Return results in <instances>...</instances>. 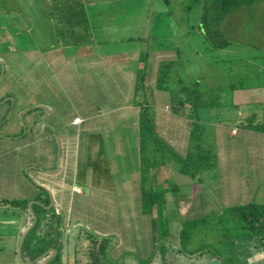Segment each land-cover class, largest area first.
Wrapping results in <instances>:
<instances>
[{
    "label": "crops",
    "instance_id": "crops-1",
    "mask_svg": "<svg viewBox=\"0 0 264 264\" xmlns=\"http://www.w3.org/2000/svg\"><path fill=\"white\" fill-rule=\"evenodd\" d=\"M58 1H65L62 7L69 10L64 19L70 26V34L87 35L89 28L72 21L77 16L75 11L83 13L81 5L85 0L45 2L58 4ZM8 25L4 15H0V26ZM17 34L18 32L16 36ZM11 35L12 32L4 28L0 34V46L11 44L7 42V36ZM77 41H70L54 49L51 54L53 62L62 68L63 65L71 63L70 58L68 61L62 59V47L88 46ZM178 50L181 51L173 49L154 52V65L147 71L148 78L144 79L142 88L153 93V99L149 97L150 100L148 97L141 99L143 90H139L143 48L122 60H114L110 55H106V59L104 56L98 59L99 54H85L82 64L88 69L85 76L93 91L92 96H88L87 91L83 92L79 87L80 83L75 85L76 80L72 79L71 72L63 71L62 75L67 80L66 86L73 93L76 92L73 97L77 103L73 102L71 106L68 99L73 97H66L62 89H59L60 86L58 88L43 74L40 85L47 89L49 100L37 105L48 106L49 109L45 112L28 103L31 94L24 90L28 78L26 74H19L20 62L14 48L6 47L3 52L0 49V59L5 64L3 78L0 75V82L4 81V91L0 92V99H5L0 103L8 99L0 106L11 102L10 98L15 99L10 119L4 123L12 105L0 123V128L6 125L7 135L13 137L0 138V193L4 196L0 199V214L7 216L9 213L18 218L12 229L5 233L0 230V264H19L17 253L20 241L32 222L29 207L27 211L10 208L2 204L1 200H27L29 203L34 201L37 202L34 205L48 210L41 191L48 192L36 186L26 172L53 196L55 205L52 208L59 218L54 224L50 223L49 228L56 230L55 238L59 241L61 250L59 252L56 246H51L48 250L55 249L57 254L60 253L62 264H139L133 254H130L132 260L126 263L128 253L121 248V241L109 239V235L114 236L117 232L103 228L112 227V211L123 214L126 211L139 212L142 209V196L145 194L161 193L165 196L175 191L180 196L177 207L180 219L191 215L199 216L198 214H203L211 205L217 206L207 197L211 183L227 208L240 206L236 204L242 202V199L245 205L255 204L253 201L256 198L263 199L264 85L233 88L232 107L235 111L228 122H219L215 129L216 166L196 179L181 173L182 162L179 157L186 155L191 142V113L188 108H184L182 114H177L170 95L159 91L157 83L161 62L171 61ZM248 62L255 64V69L252 74H245L255 76L262 73L263 66L259 62ZM67 66L71 67L70 64ZM0 69L2 74L1 65ZM98 70L103 76L102 80L95 77ZM98 78L100 81H96ZM162 96L166 101L160 103ZM106 106L110 107L109 111L105 110ZM143 107L152 111L151 120L156 133L170 148L166 150L170 156L160 164L156 161L159 151L155 144L150 140L143 141L140 123ZM4 113L5 109L1 108L0 118ZM22 115L27 133L31 131L33 136L38 134L34 139L24 138L27 133H24L25 129H22L19 122ZM77 118L81 120L79 123L75 122ZM47 124L53 126L62 144L61 169L55 173L53 171L58 165V147L52 131H42ZM48 130L51 136L45 138ZM51 139L56 143L57 152ZM152 160L154 164H150ZM121 219L122 217L119 220ZM46 222L44 219L38 234L46 233ZM122 226H125L124 220ZM177 240L172 237L166 251L160 254L159 264H175L174 260L179 255L186 254V251H181L178 247ZM22 260L31 262L27 256L23 257V250Z\"/></svg>",
    "mask_w": 264,
    "mask_h": 264
},
{
    "label": "rangeland",
    "instance_id": "rangeland-1",
    "mask_svg": "<svg viewBox=\"0 0 264 264\" xmlns=\"http://www.w3.org/2000/svg\"><path fill=\"white\" fill-rule=\"evenodd\" d=\"M45 1L0 0V15H4L9 24V27L0 26V34L4 28L12 32L11 36H7V42L11 44L0 46V49L3 52L6 47L14 48L20 62L19 74L21 76L26 74L28 78L24 88L25 92L31 94L28 103L37 107L41 105L38 103L49 100L47 89L40 85L43 74L47 75V79L58 88L60 86L59 89H62L66 97L75 96L76 92L73 93L66 86L67 80L65 81L62 75L63 71L71 72L72 79L76 80L75 85L80 83L79 87L83 92L87 91L88 96H92L93 91L85 76L88 69L82 64L85 54H99L98 59L103 56L106 59L105 56L110 55L114 60H122L143 48V67L139 72V82L143 88L144 79L148 78L147 71L154 65L152 58L154 52L180 49L176 55L172 53L175 55L171 59L173 64L170 70H167V77L163 83V87H168V90L158 89L170 95V100L173 101V96L184 86L199 82L200 92H203L205 99L212 104L209 108L201 109L199 113L206 129L203 146L205 150L213 153V164L216 166L215 129L219 122H228L235 111L232 107L233 88L264 85V0L234 10L220 23L222 37L230 44L221 49H214L213 44L199 29L200 18L203 15L202 2L85 0L81 5L83 13L75 11L77 16L72 20L73 23L77 21L89 28L87 35L81 36L70 34V26L64 19L69 10L62 7L65 1H58V4ZM59 5L61 7H58ZM74 40L88 46L73 45L65 49L62 47V59L68 61L70 58L72 62L63 65V68L59 67L53 62L51 54L60 45ZM249 60L259 62L263 66L262 73L255 76L245 74L250 64ZM95 75L102 80L103 76L99 70ZM152 94L149 90H143L141 99L152 97ZM68 100L71 106L77 103L74 97ZM163 101L165 102L166 98L162 96L159 102ZM219 105L222 107H218ZM105 110L109 111L110 107L106 106ZM151 113L152 111H148L150 119ZM19 122L23 129L20 119ZM5 126L0 128V138H13L7 135ZM34 136L37 137L38 134L35 133ZM162 152L157 153L158 164L169 155L165 150ZM150 164H154V161L152 160ZM176 164L180 165L179 162ZM1 171L0 169V173ZM26 173L30 177V174ZM211 174L214 175L213 172ZM209 185L207 197L217 206L211 205L203 214H198L199 216L191 215L180 219L177 210L180 196H177L175 191L165 195L162 204L156 202L153 205L149 204L150 206L145 202L143 195L142 209L139 212L126 211L123 217V212L112 211V227L103 229L117 232L113 234L114 236L109 235V239L121 241V248L126 249L128 253L126 263L132 260L130 254H133L139 264H159L161 252L170 245L172 237L176 236L178 247L181 251L185 250L186 254L179 255L174 260L175 264H264V235L258 236L255 233L256 236L251 233L247 221L227 209L228 206L223 203L214 186L212 187L213 184ZM2 197L4 196L0 193V199ZM132 201L131 196V206ZM253 203L264 204V196L263 199L256 198ZM236 205H245V201L242 199V202ZM17 220L18 218L12 214L8 213L7 216L0 214V230L5 233L12 229ZM185 223L187 227H191L189 230L192 237L181 244L178 235ZM190 223L192 224L189 225ZM157 251L159 254L156 255Z\"/></svg>",
    "mask_w": 264,
    "mask_h": 264
},
{
    "label": "trees",
    "instance_id": "trees-1",
    "mask_svg": "<svg viewBox=\"0 0 264 264\" xmlns=\"http://www.w3.org/2000/svg\"><path fill=\"white\" fill-rule=\"evenodd\" d=\"M198 3H203V15L200 18L199 29L205 35L207 40L213 44L214 49H221L230 44L226 42L220 31V23L234 10L242 8L246 5L253 4L259 0H194ZM173 62L172 61H163L161 62L158 70V88L163 90H168V87L164 86L163 83L166 80L167 73L170 70ZM168 70V71H167ZM1 75V69H0ZM144 84V83H143ZM199 82H195L192 85L184 86L181 90L173 96V109L177 114H182L184 108H188L191 113V119L193 121V126L190 133V146L185 156L179 157L182 162L181 173L187 176H190L193 179L201 177L205 172L210 171L214 168L215 164L214 155L210 150H205L203 143L206 137V129L203 125L200 118V110L209 108L212 104H209V101L205 99L204 93L200 92L198 88ZM142 89V84L139 85V90ZM4 91V81L0 82V92ZM5 98H1L0 102ZM11 102L0 106V109H5V113L0 118V123L5 119ZM217 107V105H215ZM147 108L143 107L142 114L140 117L141 123V132L143 136V141L147 142L148 140L152 141L157 151H163L170 149L167 144L157 135L154 128L152 120L148 116ZM51 132L48 130L45 134L46 137H50ZM22 134V133H21ZM25 139H34L32 132L29 131L25 136ZM56 148V143L54 139H51ZM57 152V148H56ZM162 152V153H163ZM176 155V154H175ZM202 181V178H200ZM44 195L43 202L48 206L50 204V199L47 193L41 191V196ZM164 194L161 193H149L145 194V202L147 205L158 202L162 204ZM1 203L10 207V208H19L24 211L28 210L27 200H11V199H2ZM150 206V205H149ZM34 211L38 217V222L35 228L28 234L23 245V257H28L29 260L34 261L42 254L45 253L51 246H56L57 250L60 252L61 245L59 241L55 238L56 230L54 228H49L50 223L54 224L58 220V215L53 208L50 210H45L39 205L33 206ZM231 212L237 213L240 218L247 221V225L251 233H256L258 236L264 235V205L259 204H248L244 206H237L232 208H227ZM46 219L48 227L45 234H38V231L43 223V220ZM190 223L189 225H191ZM193 226H196L193 224ZM192 226V228H193ZM51 227V226H50ZM191 227H187L185 223L182 227L181 232L178 235V238L181 239V244L184 240L189 241L192 237V232L189 230ZM255 234V235H256ZM256 235V236H257ZM176 237V236H175ZM50 242L48 243V240ZM105 247V246H103ZM181 250V249H180ZM166 251V248L162 251ZM185 251V250H184ZM49 264H62V257L58 253Z\"/></svg>",
    "mask_w": 264,
    "mask_h": 264
},
{
    "label": "water",
    "instance_id": "water-1",
    "mask_svg": "<svg viewBox=\"0 0 264 264\" xmlns=\"http://www.w3.org/2000/svg\"><path fill=\"white\" fill-rule=\"evenodd\" d=\"M0 65L2 67V74H1V77L3 78L4 74H5V64L4 62L0 59ZM253 69H255V65L250 63L248 65V68H247V73L248 74H252L253 72ZM8 99H6L4 102H7ZM10 101L12 103V106H11V109L6 117V119L4 120V123L7 122L11 115H12V112H13V107H14V104H15V99L14 98H10ZM4 102L0 103L3 104ZM40 107L41 109H43L45 112L48 111L49 107L48 106H38ZM20 120L24 126V129H25V134L27 133V130H26V125H25V122H24V117L23 115L20 117ZM46 129H49L52 131L53 133V136L56 140V143H57V147H58V157H57V162H58V165H57V169L55 171H53V173L59 171L61 169V158H62V144H61V141H60V138L59 136L56 134L54 128L52 125L50 124H47L46 126L43 127L42 131H46ZM9 139V138H7ZM52 173V172H51ZM30 179L35 183L36 186L46 190L50 196V204L46 207L48 210H50L54 205H55V202L53 200V196L52 194L50 193V191L45 188L44 186L40 185L31 175H30ZM37 203V202H30L28 204V207H29V210H30V214H31V217H32V222L31 224L29 225V227L26 229V231L24 232V234L22 235V238H21V241H20V245H19V249H18V253H17V258H18V262L19 264H36L38 262H42L43 264H48L57 254V251L55 249H50L48 250L47 252H45L44 254H42L39 258H37L36 260L34 261H31V262H23L22 260V250H23V245H24V242L26 240V237L28 236V234L35 228V226L37 225V222H38V217L34 211V208H33V205Z\"/></svg>",
    "mask_w": 264,
    "mask_h": 264
},
{
    "label": "built area",
    "instance_id": "built-area-1",
    "mask_svg": "<svg viewBox=\"0 0 264 264\" xmlns=\"http://www.w3.org/2000/svg\"><path fill=\"white\" fill-rule=\"evenodd\" d=\"M80 121H81L80 118H77V119L75 120L76 123H79Z\"/></svg>",
    "mask_w": 264,
    "mask_h": 264
}]
</instances>
